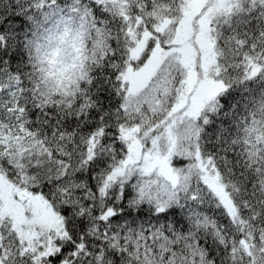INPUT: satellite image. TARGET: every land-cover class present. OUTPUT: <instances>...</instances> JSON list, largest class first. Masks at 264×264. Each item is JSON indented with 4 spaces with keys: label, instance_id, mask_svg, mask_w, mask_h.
I'll use <instances>...</instances> for the list:
<instances>
[{
    "label": "snow or ice",
    "instance_id": "obj_1",
    "mask_svg": "<svg viewBox=\"0 0 264 264\" xmlns=\"http://www.w3.org/2000/svg\"><path fill=\"white\" fill-rule=\"evenodd\" d=\"M0 264H264V0H0Z\"/></svg>",
    "mask_w": 264,
    "mask_h": 264
}]
</instances>
